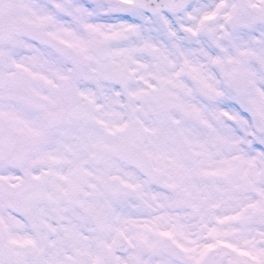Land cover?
<instances>
[{
    "label": "snow or ice",
    "instance_id": "6c2138e0",
    "mask_svg": "<svg viewBox=\"0 0 264 264\" xmlns=\"http://www.w3.org/2000/svg\"><path fill=\"white\" fill-rule=\"evenodd\" d=\"M0 264H264V0H0Z\"/></svg>",
    "mask_w": 264,
    "mask_h": 264
}]
</instances>
